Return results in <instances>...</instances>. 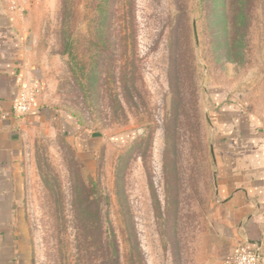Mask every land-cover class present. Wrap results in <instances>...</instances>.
Wrapping results in <instances>:
<instances>
[{
    "label": "rangeland",
    "instance_id": "rangeland-1",
    "mask_svg": "<svg viewBox=\"0 0 264 264\" xmlns=\"http://www.w3.org/2000/svg\"><path fill=\"white\" fill-rule=\"evenodd\" d=\"M27 2L41 71L22 161L32 264H109L108 225L119 264H221L218 117L239 108L264 141L259 2L233 60L202 0Z\"/></svg>",
    "mask_w": 264,
    "mask_h": 264
},
{
    "label": "crops",
    "instance_id": "crops-1",
    "mask_svg": "<svg viewBox=\"0 0 264 264\" xmlns=\"http://www.w3.org/2000/svg\"><path fill=\"white\" fill-rule=\"evenodd\" d=\"M27 1L19 0L20 8ZM9 5L8 0H0V264H32L22 161L24 133L41 112L31 106L17 121L11 105L20 83L41 71L29 56V18ZM230 109L227 113L225 109L222 120L218 117L215 133L212 218L218 236L227 243L228 255L243 243L256 250L258 264H264L263 136L253 118H242L237 107Z\"/></svg>",
    "mask_w": 264,
    "mask_h": 264
},
{
    "label": "trees",
    "instance_id": "trees-1",
    "mask_svg": "<svg viewBox=\"0 0 264 264\" xmlns=\"http://www.w3.org/2000/svg\"><path fill=\"white\" fill-rule=\"evenodd\" d=\"M206 19L218 44L224 48L226 58L235 59L247 42L254 3L259 2L264 17V0H202ZM106 252L109 264L118 263V247L113 229L106 228Z\"/></svg>",
    "mask_w": 264,
    "mask_h": 264
},
{
    "label": "built area",
    "instance_id": "built-area-1",
    "mask_svg": "<svg viewBox=\"0 0 264 264\" xmlns=\"http://www.w3.org/2000/svg\"><path fill=\"white\" fill-rule=\"evenodd\" d=\"M9 8L17 11L19 0H8ZM41 85L36 78H28L20 83L19 89L13 98L11 115L15 120H21L30 110L34 99L39 95ZM259 254L256 250L238 243L228 257L221 264H258Z\"/></svg>",
    "mask_w": 264,
    "mask_h": 264
}]
</instances>
